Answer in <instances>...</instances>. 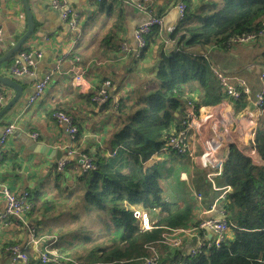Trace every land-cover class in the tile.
Wrapping results in <instances>:
<instances>
[{
  "label": "crops",
  "instance_id": "crops-1",
  "mask_svg": "<svg viewBox=\"0 0 264 264\" xmlns=\"http://www.w3.org/2000/svg\"><path fill=\"white\" fill-rule=\"evenodd\" d=\"M52 1L54 0H27L33 19V32L26 41L24 49L41 53L33 74L11 76L9 69L13 60L0 65V74L15 79L22 91L20 101L16 102L7 116L0 121V133L6 126L14 125L13 133L7 138L0 157V184L16 195L27 192L30 197L38 196L48 203L51 198L59 196L57 191L62 187L68 191V185L74 181L73 174L80 171L79 153L88 152L90 155L100 153L105 158L109 157L112 151L103 150L104 144L110 140L105 133L110 129L113 120L114 126L116 125L113 105L120 98L124 99L125 94L131 92L133 87L145 85L147 80L145 75L152 71L160 51H168L174 47L169 43L168 34L181 19L176 6L182 3L180 0H156L153 3V13L162 18L161 33L146 58L136 62L137 43L134 32L144 22L143 14L126 6L123 0H106L103 3H98L96 0H67V7L78 17L77 30H72L61 18L60 12L52 8ZM190 1L192 10L208 3L206 0ZM209 2L206 6L212 4V0ZM118 12H121V28L115 32L111 42L116 50H111L110 45H107L103 39L110 32L111 24L115 21ZM26 28L27 19L22 0H0V57L26 32ZM261 41L234 45L227 50L211 48L207 52L211 67L214 66L230 76L244 78L251 91L250 96L245 99L246 105L239 107L240 109H235L231 100L223 104L225 114L239 110L241 116L237 127H229L233 132L223 137V142L226 144L224 149L233 144L252 147L251 143L260 115L254 106V100L255 95L261 90L260 75L264 72V58H262L264 47L260 46H264V41ZM78 74H82L88 82V87L83 93L77 92L72 86L73 79ZM47 75H51L50 84L42 95L27 107V100L33 93L35 84ZM106 80L111 81L112 87L109 92V107L103 109L101 105H94L88 96L95 95ZM0 94L4 98L1 108L11 99L14 91L0 85ZM57 111L66 113L75 123L80 134L74 140L58 127L53 117V113ZM110 117H112L111 123ZM33 135L36 137L33 138ZM189 139L193 149L192 157L159 153L145 162L146 165H150L156 161H165L182 171L180 181L184 184V189L172 194L162 193L161 198L174 206H181L188 195L194 200L196 210L193 219L185 226L187 229L194 228L201 218H221L223 211L219 203L226 195L218 199L222 191H217L218 202L214 201L210 209L203 208L202 202L199 206L195 201L196 193H201L204 197L202 190H196V185L200 179L206 182L198 166L200 148L198 138L191 135ZM35 145L50 146L62 152V158L68 150L75 152V155L69 158V164L66 165V170L62 172L60 179L56 178L55 168L58 161L56 157L51 158L32 152L30 148L40 150ZM4 206V201L0 199V211ZM47 218L43 209L34 216L27 215L25 224L19 223L14 218L0 222V264H39L40 246L29 244L30 231L34 229L38 237L51 238L52 230L49 228L55 226L50 224ZM195 233L201 237L203 232ZM206 236L212 237L209 232ZM59 239L61 238L55 239L52 247L62 258L75 261L66 252L74 244L67 243L64 250L59 244ZM233 239V231L229 229L226 240ZM193 245L194 240L185 237L180 251L187 255ZM12 246H18L27 255L25 262L12 263L9 253V248Z\"/></svg>",
  "mask_w": 264,
  "mask_h": 264
},
{
  "label": "trees",
  "instance_id": "trees-1",
  "mask_svg": "<svg viewBox=\"0 0 264 264\" xmlns=\"http://www.w3.org/2000/svg\"><path fill=\"white\" fill-rule=\"evenodd\" d=\"M180 1L185 7L183 17L168 34V38L175 41L174 47L160 51L145 85L131 89L135 94L131 103L123 98L114 103L119 122L109 145L116 156L103 158L100 153L85 152L92 159L93 168L73 174L82 205L94 212L102 225L98 239L85 237L84 242L93 246L82 256L76 254L77 264H143V258L149 255V245L159 252L155 264H264V93L253 137V148L261 163L254 164L239 147L231 146L228 160L216 181L219 187H230L219 206L234 239H225L218 248L195 256H182L180 251H170L159 243L167 230L188 225L196 204L189 195L181 206L165 202L159 185V167L165 161L150 165L144 162L159 154L172 134L183 128L188 103L198 110L223 99L205 57V54L208 57V50L246 45L235 44L232 40L258 33L264 25V0H212L210 7L203 6L201 11L192 10L190 0ZM219 1L221 6L216 9ZM209 8L212 13L207 14ZM120 28L121 12H118L110 32L103 39L111 50H116L111 42ZM160 33V27L151 28L144 37L145 46L136 62L146 58ZM24 47L25 44L18 52L25 50ZM88 98L90 100L91 96ZM231 102L234 107L246 105L245 98ZM101 106L107 109L109 99ZM78 134L80 132L76 137ZM61 175L62 172H56L58 179ZM196 190L203 191L202 207L210 209L217 193L202 179ZM30 203L29 216L49 206L38 196L30 197ZM135 208L148 214L152 224L149 230L141 231L139 220L133 216Z\"/></svg>",
  "mask_w": 264,
  "mask_h": 264
},
{
  "label": "built area",
  "instance_id": "built-area-1",
  "mask_svg": "<svg viewBox=\"0 0 264 264\" xmlns=\"http://www.w3.org/2000/svg\"><path fill=\"white\" fill-rule=\"evenodd\" d=\"M98 3L104 2L105 0H96ZM156 0H123L126 6H129L137 12L145 16V20L141 23L134 32V39L137 43V51L135 52V58L145 46L144 37L149 33L152 27L162 26V18L155 15L152 10V5ZM53 9L57 10L61 14V18L67 23L72 30H77L78 17L74 12L67 7V0H54L51 3ZM180 17H183L185 7L183 4L176 6ZM172 30H169V33ZM264 39V25L263 29L258 33H250L245 36H241L232 40L235 44H247L251 42ZM170 44L175 45V41L170 40ZM12 66L9 69V73L12 76L21 77L24 75H32L36 67V62L41 58V53L37 51L24 50L15 54ZM68 56V55H67ZM67 56H64L66 58ZM205 57L208 58L205 54ZM211 71L215 76L223 99L212 105L200 107L198 110L193 104L188 103L185 111V118L182 121V129L168 139L166 144L161 148L162 154H168L173 152L177 155L193 156V149L189 143L191 135L198 138L199 144V155H198V166L199 170L203 172L204 181L208 184L212 191H222L218 199H222L224 195L230 191L229 186L218 187L217 179L220 177L223 166L228 160V151L231 146L224 149L226 144L223 142V137L230 135L233 130L229 127H237V123L240 116L239 110H232L228 114L223 111V104L227 100H239L241 98H248L251 94L247 81L242 77L230 76L218 68L212 66ZM262 85L261 90L255 95L254 106L260 112V108L263 104V93H264V72L260 75ZM51 75H47L40 79L34 86L33 93L27 100V107L31 106L43 93L44 89L51 82ZM72 86L77 92L83 93L87 87L88 82L82 74H78L74 77ZM112 87V83L109 80L103 82L101 88L98 89L95 95L91 97V102L97 105H102L109 99V92ZM3 96L0 94V104H2ZM116 103V102H115ZM240 109L235 107V109ZM116 109V104L113 105V111ZM53 117L56 120L58 127L69 136L71 140L76 138L78 133L77 127L73 122L72 118L64 112L57 111L53 113ZM250 127V126H248ZM14 125H9L4 128L0 133V157L5 147L7 138L13 133ZM33 138L36 135L32 136ZM237 145V144H236ZM240 147L241 153L246 155L252 160L254 164H260L259 157L253 148V141L251 148H246L243 145H237ZM75 155L74 151L68 150L65 157L57 161L56 170L63 172L67 164H69V158ZM110 157L116 156V151H112L109 154ZM78 160L80 170L85 172L93 168L92 159L83 153L78 154ZM202 194L196 193L194 199L200 206L202 202ZM0 199L4 201V208L0 211V222H3L7 218H14L19 223L25 224V218L28 215L27 212L32 208L30 203V194L27 192L21 195L12 193L6 186L0 184ZM218 199L215 202H218ZM134 218L139 220L141 231H147L151 228V222L148 214L140 209L135 208L133 211ZM230 226L222 215L221 218H201L197 221L194 228H176L167 230L159 242L170 251H180L182 247V240L190 238L194 240V245L191 247L187 255L182 256H195L201 253L207 252L211 248H218L226 239V234ZM203 232L201 237H198L195 233ZM209 232L210 237L206 236ZM55 238L44 239L38 237L37 232L32 229L30 231L31 246H40L38 262L39 264H77L75 261L67 258H62L59 252L52 246L55 243ZM149 255L143 258V264H155L159 258V252L153 245L148 247ZM11 254L12 263L19 261L25 262L27 255L22 252L18 246H12L9 248Z\"/></svg>",
  "mask_w": 264,
  "mask_h": 264
},
{
  "label": "rangeland",
  "instance_id": "rangeland-1",
  "mask_svg": "<svg viewBox=\"0 0 264 264\" xmlns=\"http://www.w3.org/2000/svg\"><path fill=\"white\" fill-rule=\"evenodd\" d=\"M207 1L208 3H210L209 2L210 0H206V2ZM208 3H206L203 6H206ZM220 6H221V2L219 1L217 3L216 9H218ZM201 7H198L197 11H201ZM206 13L210 14L212 13V10L209 8V10H207ZM262 41H264V39H262ZM260 46L264 47L263 45ZM252 72L254 71L252 70ZM149 75L150 73L146 74L145 77L147 78V76ZM134 98H135V94L129 92L128 94H125L124 99L128 100L129 103H131L134 100ZM124 111L125 109L122 110V112ZM117 114L115 115L116 125L114 126V120H113V123L109 127L110 129L107 131L108 134L105 133L110 138L118 130L117 122H119V118ZM109 120L111 123L112 117H110ZM103 151H111V146L109 145V141L104 144ZM157 162L158 161H156V163ZM159 169H160L159 185L161 186V195L162 193L163 194H167V193L172 194L173 192L176 193L184 189V184L180 181L181 172H182L181 170L174 168L173 165H169L166 162H164L163 165H160ZM56 178L59 177L57 176ZM61 184L62 183H60V186ZM67 188L68 191L64 190L63 187L60 191H57L59 196L57 198H51L52 200L49 201V206L44 209V212L48 216L47 220L50 222V224L55 226L49 228L52 230L51 233L52 237L55 236L56 238L58 237L61 238L59 239V244L62 246V248L66 250L67 243L74 244L70 248V250H66V252H68L71 255V257L74 259L77 257L76 254L82 256L84 252H87V250H89L93 246V244L90 242L89 243L84 242L85 237H89L90 239H96L99 236L98 233L102 225L100 220L95 216V213L92 212L91 210L85 209L84 206L82 205L80 198L81 197L80 189L77 184L76 177H74V181L70 185H68Z\"/></svg>",
  "mask_w": 264,
  "mask_h": 264
},
{
  "label": "water",
  "instance_id": "water-1",
  "mask_svg": "<svg viewBox=\"0 0 264 264\" xmlns=\"http://www.w3.org/2000/svg\"><path fill=\"white\" fill-rule=\"evenodd\" d=\"M22 2H23L24 9H25V13H26V19H27L26 32L17 40V42L2 57H0V65L2 63H5L9 58L14 57L15 54L19 51V49L22 47V45L26 43L31 33L33 32V19H32V15L29 10L28 4H27V0H22ZM0 85L11 88L14 91V94L11 97V99L0 108V121H1V118L7 116L8 112L11 110V107L16 102L20 101L22 91H21L20 86L15 82V79L5 74H0ZM1 105L2 104H0V106ZM35 146L39 147L38 149L40 150L36 151L30 148V150L34 153H40V154H43L51 158L56 157L57 160H60L63 156L62 152L54 150L50 146H46V145H42V147L38 145H35ZM259 161L261 162L260 158H259ZM262 164L264 166L263 162Z\"/></svg>",
  "mask_w": 264,
  "mask_h": 264
}]
</instances>
